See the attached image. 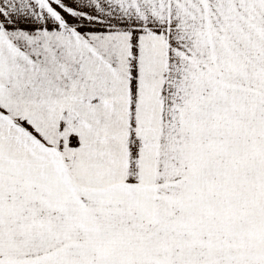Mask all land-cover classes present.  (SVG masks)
I'll list each match as a JSON object with an SVG mask.
<instances>
[{
    "label": "snow or ice",
    "instance_id": "1",
    "mask_svg": "<svg viewBox=\"0 0 264 264\" xmlns=\"http://www.w3.org/2000/svg\"><path fill=\"white\" fill-rule=\"evenodd\" d=\"M0 264H264V0H0Z\"/></svg>",
    "mask_w": 264,
    "mask_h": 264
}]
</instances>
